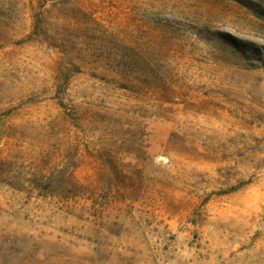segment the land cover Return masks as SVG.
Instances as JSON below:
<instances>
[{
	"label": "rangeland",
	"instance_id": "rangeland-1",
	"mask_svg": "<svg viewBox=\"0 0 264 264\" xmlns=\"http://www.w3.org/2000/svg\"><path fill=\"white\" fill-rule=\"evenodd\" d=\"M0 264H264V0H0Z\"/></svg>",
	"mask_w": 264,
	"mask_h": 264
}]
</instances>
